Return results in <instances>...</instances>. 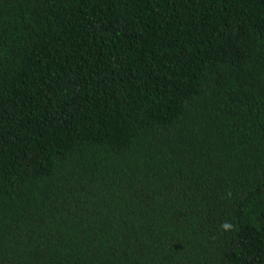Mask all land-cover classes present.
<instances>
[{"label":"trees","instance_id":"16d2710c","mask_svg":"<svg viewBox=\"0 0 264 264\" xmlns=\"http://www.w3.org/2000/svg\"><path fill=\"white\" fill-rule=\"evenodd\" d=\"M0 264H264V0H0Z\"/></svg>","mask_w":264,"mask_h":264}]
</instances>
